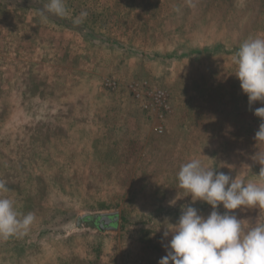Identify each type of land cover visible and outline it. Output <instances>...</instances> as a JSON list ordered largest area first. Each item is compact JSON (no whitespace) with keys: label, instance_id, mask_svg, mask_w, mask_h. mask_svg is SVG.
Returning a JSON list of instances; mask_svg holds the SVG:
<instances>
[{"label":"rangeland","instance_id":"obj_1","mask_svg":"<svg viewBox=\"0 0 264 264\" xmlns=\"http://www.w3.org/2000/svg\"><path fill=\"white\" fill-rule=\"evenodd\" d=\"M47 2L0 0L2 195L36 218L0 240V264H122L118 241L165 256L183 206L212 211L178 186L192 159L264 184L253 114L264 105L249 107L233 63L264 37V0H65L63 18L42 17ZM129 84L165 90L169 112L142 110ZM111 210L115 232L73 228L82 212ZM232 212L244 230L264 222V209Z\"/></svg>","mask_w":264,"mask_h":264},{"label":"clouds","instance_id":"obj_2","mask_svg":"<svg viewBox=\"0 0 264 264\" xmlns=\"http://www.w3.org/2000/svg\"><path fill=\"white\" fill-rule=\"evenodd\" d=\"M57 17L68 15L65 0H48L39 11ZM88 13L82 11L73 23H83ZM235 77L240 89L247 96L248 105H264V37L243 41L233 56ZM256 117L261 119L256 142L264 143V106L255 108ZM255 162L262 167L257 175L264 180V153H255ZM178 186L191 201H202L211 206L212 211L204 216L191 205L182 207L174 224L165 228L162 239L168 240L166 255L158 264H264V222L244 230L241 220L232 212L235 209H264V184L233 178L224 172L202 165L198 159L181 165L177 173ZM9 191L0 180V240L22 237L27 234L35 221L32 213L23 214L16 202L2 195ZM224 211H218L221 206Z\"/></svg>","mask_w":264,"mask_h":264},{"label":"built area","instance_id":"obj_3","mask_svg":"<svg viewBox=\"0 0 264 264\" xmlns=\"http://www.w3.org/2000/svg\"><path fill=\"white\" fill-rule=\"evenodd\" d=\"M104 86L107 89L113 90L117 88L118 84L115 80L110 79L104 81ZM129 91L132 97L138 102V104L141 106V109L144 111L158 110L160 117H163V114L169 112L170 110L168 96L166 91L163 89L149 88L147 86L144 87L143 84H141L139 87L134 84H129ZM162 130L163 127L160 124L158 126V132Z\"/></svg>","mask_w":264,"mask_h":264},{"label":"water","instance_id":"obj_4","mask_svg":"<svg viewBox=\"0 0 264 264\" xmlns=\"http://www.w3.org/2000/svg\"><path fill=\"white\" fill-rule=\"evenodd\" d=\"M118 210L82 212L74 221L75 230H95L101 232H115L118 229Z\"/></svg>","mask_w":264,"mask_h":264},{"label":"crops","instance_id":"obj_5","mask_svg":"<svg viewBox=\"0 0 264 264\" xmlns=\"http://www.w3.org/2000/svg\"><path fill=\"white\" fill-rule=\"evenodd\" d=\"M172 58H175L174 54L169 53L168 57H166L165 60L166 61L170 60V62H171ZM105 104H106V106L110 107V104H112V103H110V102L106 103L105 102ZM93 231H95V230H93ZM98 232L107 233V232H101V231H98ZM112 250H113L112 252L119 251L121 253L120 261L122 264H137V263L143 264V262H144V264H158V261L160 259V257L158 258L154 254H152L150 252V250L147 248H142V247L141 248H135V247L130 246L129 244L122 247L120 245L119 241L116 242V244H114V249H112Z\"/></svg>","mask_w":264,"mask_h":264}]
</instances>
